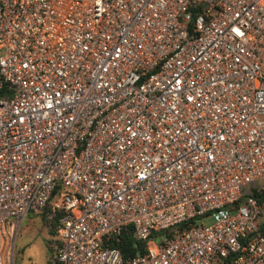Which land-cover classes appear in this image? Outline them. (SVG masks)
Listing matches in <instances>:
<instances>
[{
  "label": "built area",
  "instance_id": "2783aa9c",
  "mask_svg": "<svg viewBox=\"0 0 264 264\" xmlns=\"http://www.w3.org/2000/svg\"><path fill=\"white\" fill-rule=\"evenodd\" d=\"M258 178L264 0H0V264L57 185L49 264H264Z\"/></svg>",
  "mask_w": 264,
  "mask_h": 264
},
{
  "label": "rangeland",
  "instance_id": "374dc122",
  "mask_svg": "<svg viewBox=\"0 0 264 264\" xmlns=\"http://www.w3.org/2000/svg\"><path fill=\"white\" fill-rule=\"evenodd\" d=\"M263 178L250 181L255 184ZM51 235L38 212L30 211L22 219L14 245L15 264H46L48 257L47 241H51Z\"/></svg>",
  "mask_w": 264,
  "mask_h": 264
},
{
  "label": "trees",
  "instance_id": "16d2710c",
  "mask_svg": "<svg viewBox=\"0 0 264 264\" xmlns=\"http://www.w3.org/2000/svg\"><path fill=\"white\" fill-rule=\"evenodd\" d=\"M59 186L57 185L51 195L49 196V199L45 202V205L42 207V209L38 211H33V212H38L41 219L44 221V223L47 226L48 232L53 235V239H51L52 242L47 241V251H48V257H47V262L46 264L51 263L52 258L54 257V250L57 245V239L55 238V230H56V217L55 215H52L51 218L46 217V211L50 208V205L52 201L55 198L56 192L58 191ZM250 194L262 198L264 197V192L259 193L254 188H251ZM112 246L117 247L120 250V253L122 257H127V256H132L135 254H138L144 250V243L140 240H138L132 233V230L130 226L127 225L126 228L122 230L120 235L117 237V239L113 240L111 242ZM231 256L227 254L226 256L222 257L220 260V264H231L230 262Z\"/></svg>",
  "mask_w": 264,
  "mask_h": 264
}]
</instances>
